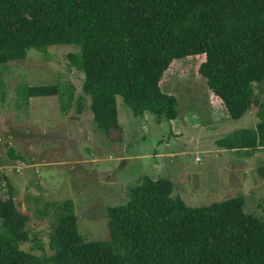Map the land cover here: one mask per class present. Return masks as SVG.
Listing matches in <instances>:
<instances>
[{
	"label": "trees",
	"instance_id": "1",
	"mask_svg": "<svg viewBox=\"0 0 264 264\" xmlns=\"http://www.w3.org/2000/svg\"><path fill=\"white\" fill-rule=\"evenodd\" d=\"M71 44L70 64L82 72L77 95L57 83L28 86L26 96L58 97L66 112L83 101L95 127L122 132L116 96L136 117L173 120L176 98L160 85L175 59L201 56L196 74L227 115L256 104L252 83L264 82V0H0V63L29 48ZM256 121L215 140L225 149L264 148V101ZM264 174V167H261ZM162 177L141 176L122 204L104 209L108 239L84 240L69 198L49 201L48 255L19 248L28 215L10 186L0 198V264H264V217L242 210L234 196L189 207ZM264 213V206L262 207Z\"/></svg>",
	"mask_w": 264,
	"mask_h": 264
},
{
	"label": "rangeland",
	"instance_id": "2",
	"mask_svg": "<svg viewBox=\"0 0 264 264\" xmlns=\"http://www.w3.org/2000/svg\"><path fill=\"white\" fill-rule=\"evenodd\" d=\"M76 50L71 44L29 48L23 58L0 63V198L9 185L16 207L28 215L29 238L20 249L51 253L53 216L45 203L65 198L73 202L84 240L108 239L105 207L124 203L127 188L143 175L170 180L171 196L189 207L241 196L245 213L264 217V148L233 150L215 143L253 125L264 82L252 83L256 104L232 119L196 74L201 56L175 59L160 85L176 98L175 118L133 116L116 96L123 130L106 134L92 122L87 98L77 114L73 103L61 112L56 95L25 94L28 86L57 83L72 85L77 95L83 75L67 58Z\"/></svg>",
	"mask_w": 264,
	"mask_h": 264
},
{
	"label": "crops",
	"instance_id": "3",
	"mask_svg": "<svg viewBox=\"0 0 264 264\" xmlns=\"http://www.w3.org/2000/svg\"><path fill=\"white\" fill-rule=\"evenodd\" d=\"M207 92H208V95L210 94V91H208L207 90ZM210 97V96H209ZM215 98H217V97H215ZM218 99V98H217ZM218 100H220V99H218ZM221 102V101H220ZM224 108V107H223ZM227 114V113H226ZM141 119V118H140ZM123 130V129H122ZM257 150V149H256ZM255 151V150H254Z\"/></svg>",
	"mask_w": 264,
	"mask_h": 264
}]
</instances>
